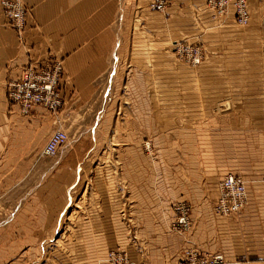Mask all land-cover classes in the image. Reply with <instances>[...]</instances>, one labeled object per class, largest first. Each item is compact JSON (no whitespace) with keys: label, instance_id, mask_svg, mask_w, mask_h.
<instances>
[{"label":"crops","instance_id":"0c3cea01","mask_svg":"<svg viewBox=\"0 0 264 264\" xmlns=\"http://www.w3.org/2000/svg\"><path fill=\"white\" fill-rule=\"evenodd\" d=\"M23 2L29 17L22 42L0 15V264H42L45 252L55 247L56 236L63 234L78 236L80 252L87 251L88 235L95 236L96 250H104L105 214L114 215L119 207L121 185L116 178L108 179L104 172L109 167L104 166L96 170L100 176L91 181L88 191L90 157L105 153L106 141L113 135L109 130H114L116 122L113 103L119 100L112 96L107 102L93 134L97 138L95 148L89 146L83 128L74 146L66 147L58 158H51L42 151L56 129L58 117L40 107L28 116L20 115L7 99V84L19 78L27 64L39 67L49 59L59 60L65 74L61 84L65 109L58 116L69 121L80 116L79 122H86L88 117L82 110L94 101H103L100 92L104 85L99 81L107 73L121 40V12L123 25L130 26L135 11L151 13L148 7L152 0ZM169 2L172 12L192 7V21L182 38L191 35L193 41L204 43L208 52L203 65L191 72L192 98L176 103L192 107L190 133L177 130L175 134L177 157L184 153L189 157V192L199 204L193 211L192 241L209 253L220 251L228 264H264V0H248L250 21L244 29L231 18L215 28L205 0H190L191 7H187L188 0ZM182 5L186 6L180 9ZM160 28L163 31L164 25ZM138 87L136 94L129 85V103L145 123L151 116L150 89L146 84ZM225 101L232 109L220 113L218 105ZM129 151L133 155L137 149ZM162 151L168 154L171 149ZM128 157L122 159L124 173H136V162ZM143 161L144 175L147 170L150 175L144 157ZM175 170L176 182L169 189L171 194L181 195L183 185L178 180L184 176L180 175L183 172L178 162ZM228 173H239L245 180L246 204L238 213L214 223L202 203L208 202L209 193L214 201L217 199V184ZM126 185L133 188L134 194L132 223L137 222L134 188H143L142 202L150 205L143 207L139 233L150 234L153 219H159L152 214L151 181L147 183L144 177L138 184L128 180ZM103 189L108 193L100 192ZM141 244L146 260L128 245L133 252L131 264H176L187 245L184 240L172 242L167 237L163 242L146 240ZM54 259V264H61ZM72 263L88 264L87 255L80 253Z\"/></svg>","mask_w":264,"mask_h":264},{"label":"rangeland","instance_id":"374dc122","mask_svg":"<svg viewBox=\"0 0 264 264\" xmlns=\"http://www.w3.org/2000/svg\"><path fill=\"white\" fill-rule=\"evenodd\" d=\"M188 1L187 7L189 5V7H191L192 2H190V0ZM150 5L148 7L149 12H151L149 15H143V13L138 10L135 11L134 22L132 21V25L130 26L123 25L124 21L121 12L119 26L121 40L120 43H117L115 46L114 58H111L110 67L107 73L103 79L99 81H102L104 85L103 90L100 92L103 96V101H94L92 105L88 106L85 110H82V114H86L88 120L86 119V122H79L80 116H75V119L72 121L67 120L64 116L59 118L58 115H61V112L65 109L64 102L61 110L56 114L58 117L56 118V128L59 127L62 128V130L68 131L69 140L58 150L57 154L51 158H58L59 153H63V150H65L66 147L74 146L76 140L79 139L80 130H83V128L87 131L89 146L95 148L97 138L93 134L96 128H98L102 114L106 110L107 102H109L112 96L119 100V103H113L115 104V118L117 122H115L114 130L111 131V128L109 130V134L113 133V135H111V138H108L106 141L104 154L93 153L90 157L92 158V169L89 170L88 173V191L92 184L91 181L100 176L99 171L97 172L96 170L102 169L104 166L109 167V170L104 172L108 179L111 180L116 178L121 184L119 187V207L114 215L112 212L105 214V221L103 222L102 227L104 235L102 236L103 241L101 243L103 244L104 250L99 251L94 248V245L96 244L94 235H88L86 237L88 248L87 251L82 252L79 251L78 236L76 234L58 235L56 236L55 247H51L49 251L45 252L42 264H54V262L51 261L53 258L61 264H65L66 262L67 264H73V260L80 255V253H82V255H87L88 264H92L93 261H95L96 264H117L118 256L127 260L128 264H131L130 256H133V252L132 250L129 251L127 249L128 245L132 247L138 256H143L141 259L144 260L145 251L141 243L146 240L154 243L160 241L163 242L166 237L172 242L176 240H184L187 244L182 249L181 255L176 264L182 260L183 256L189 250L208 256L216 255L198 248L192 241L191 227L193 222V211L195 205L198 206L199 204L194 203L196 200L195 196L189 192L192 191L191 189L189 190L188 187L191 182V174L187 171L188 164L190 163L189 157L187 158L188 155H185L186 153H184L183 157L181 154L177 157V150L175 149V134L177 130H184L187 132L186 134L190 133V119L192 113L191 106H178L176 103L180 100L186 102L192 98L191 72L192 70L196 72L197 69L203 65L208 52L205 44L199 43L197 40L193 41L191 35L182 38V34L187 32V26L190 25L192 21V7L188 11L176 10L175 12H172L170 10L171 4L168 0L165 12L155 13L151 11ZM185 6L186 5H182L180 9ZM209 14L210 19L215 22V28L220 27L227 19L231 18V15L227 18L220 16L214 18L211 13ZM0 15L4 18L3 20L5 21L6 26L13 31L19 41L22 42L24 32L19 38L17 33L7 25V19L1 8ZM261 15L264 19V12H262ZM160 25H164L163 31H160ZM247 26L248 25L240 28L244 29ZM127 37L129 38L127 39ZM180 42L202 48L204 57L203 62L199 66H190L177 58L173 47L176 43ZM262 61L264 65V57ZM62 82H65L64 68L61 77V84ZM61 84L59 90L63 101L65 99V92L61 90ZM138 84H146L148 89H150L148 93L151 97V116L150 121L146 119L145 123H143V119L140 121L138 118L139 112L130 106L129 103V85L130 88L132 87V90L135 88V92L138 94ZM231 109L229 111H231ZM218 111L220 113H225L220 111L219 105ZM81 125L84 126L81 127ZM263 126L264 125H262V127ZM184 147L186 148V142H184ZM118 148L119 150L116 151ZM132 148L137 149L136 153L133 155H131L133 151H129ZM162 148H170L171 151L166 154L162 151ZM121 150L125 152H122ZM126 150L129 151V153H127ZM116 152H122V154L118 153L117 155L115 154ZM127 157L130 158V162L131 158L135 160L136 173H124L125 170L122 164V159ZM143 157L144 160H146V170H150V175L148 170L144 175ZM177 162L179 163L180 170L183 172V174L180 172V175L184 176L182 179L180 178L178 180L179 184L181 186L183 185L184 192L181 195L171 194L169 189V186L174 185L176 182L175 168ZM131 167H128L130 171ZM112 169L114 170L113 176ZM229 174L241 177L239 173H228L226 175ZM144 177L146 178L147 183L149 182V179L151 181L152 214L159 218L158 220L153 219L151 233L146 235L139 233V225L144 220V218H141L143 216V207L150 204H143V188L136 186L134 192L137 222L132 223L133 219H130V206L131 200L133 199V188L126 185L128 180H134L135 183L138 184L143 181ZM261 182L264 184V177L261 179ZM100 192H103L104 194L108 193L106 189H103ZM206 197L208 198V202L202 204L206 205L214 223L219 219L230 216H220L216 214L214 206L217 199L214 201L210 193ZM181 206L184 207L190 224L187 229L174 231L172 230V224H175L178 220L180 216L178 208ZM147 220L148 217L146 218V221ZM92 246L94 250L92 249ZM111 253H114L113 259H111ZM216 253L224 256L220 251H217Z\"/></svg>","mask_w":264,"mask_h":264},{"label":"built area","instance_id":"2783aa9c","mask_svg":"<svg viewBox=\"0 0 264 264\" xmlns=\"http://www.w3.org/2000/svg\"><path fill=\"white\" fill-rule=\"evenodd\" d=\"M207 9L212 16L225 17L231 15L235 24L245 27L250 20L247 0H206ZM167 0H153L150 9L153 12L164 13ZM0 8L3 10L7 25L14 30L20 38L24 32L29 11L22 0H0ZM175 55L184 63L196 67L203 62V50L199 46L176 43L173 47ZM63 67L61 62L48 60L39 67L27 65L19 78L10 81L7 85V99L17 112L22 116H28L34 108L40 107L48 113L56 114L63 106L60 93ZM58 121V120H57ZM69 140L68 131L56 128L48 137L42 154L54 157L58 150ZM246 204V184L244 180L235 175H226L218 184V198L214 211L220 216L236 214ZM179 218L172 224V230L181 231L189 227L188 216L184 207L178 208ZM114 253H111V259ZM113 261V260H112ZM117 264H128L127 260L117 257ZM178 264H228L221 254L208 256L193 251H187Z\"/></svg>","mask_w":264,"mask_h":264},{"label":"water","instance_id":"95a60500","mask_svg":"<svg viewBox=\"0 0 264 264\" xmlns=\"http://www.w3.org/2000/svg\"><path fill=\"white\" fill-rule=\"evenodd\" d=\"M219 109L222 112L229 111L231 109V103L229 101H225L219 104Z\"/></svg>","mask_w":264,"mask_h":264},{"label":"bare ground","instance_id":"6f19581e","mask_svg":"<svg viewBox=\"0 0 264 264\" xmlns=\"http://www.w3.org/2000/svg\"><path fill=\"white\" fill-rule=\"evenodd\" d=\"M168 2V1H167ZM155 13H157V12H155ZM217 198H218V196H217Z\"/></svg>","mask_w":264,"mask_h":264}]
</instances>
